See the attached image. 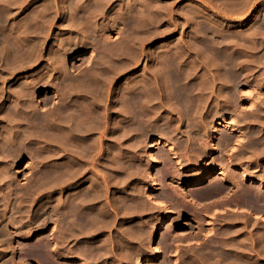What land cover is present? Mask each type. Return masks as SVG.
I'll return each mask as SVG.
<instances>
[{"label": "bare ground", "instance_id": "1", "mask_svg": "<svg viewBox=\"0 0 264 264\" xmlns=\"http://www.w3.org/2000/svg\"><path fill=\"white\" fill-rule=\"evenodd\" d=\"M11 1H14V3H16V2L23 3L22 2L23 0H11ZM106 1H108V0H98V1H96L95 5L99 9V8L102 7L103 4L106 3ZM134 1L136 2V0H134ZM138 1H139L138 3L141 2L140 0H138ZM142 1H143V3H141L142 5L141 4L140 5L143 6V7L145 6L147 8V13L148 14L144 13L143 11H141V12L139 11L138 14L135 13L137 11V8H138V6H136L137 8H135L136 10L134 9L135 11L133 13H135V15H138V16H135L137 20L135 19L134 21H131V20L128 21V23L130 21H131L130 23H134V24L137 23V24H135V28L133 29L134 31L135 30L138 31V33L136 32V34H138L137 36L140 35L139 32H141V33L142 32H144V33L145 32L146 33L150 32V28L152 27V26L150 27V23H152V24L155 23L154 21H152L153 17L154 16L158 17L159 14H161L160 11L162 13L166 11V10L163 11V9H162V8H164L163 6L160 7V6L156 5L155 3H152L151 4V3H149L148 0H142ZM199 1H201V3H202V6L201 7H199L200 5L198 6V8L200 9V10H198V13L200 15H197L196 13L195 14L194 13L192 14V15L195 16V19L193 20V23H192L195 26V28L193 29V31H194L193 34L194 35H192V36L190 35L189 36L190 39H189L188 42L186 40V42H185L186 45H183L182 44V46L186 49V51H193L194 50V52L196 53V56L201 58L200 59L201 69L204 68L205 71L202 70L203 73H201L199 75L200 76L199 77L200 78L199 80H198V78L196 79V76L198 74L196 76L195 75L192 76L193 73H192V71L190 72V70H189V69L193 68V67H191L192 65L193 66L195 65L193 63L196 62V64H197L198 61L194 60V62L192 63V60L189 59L191 61L192 65L190 67H187L188 65L187 66L184 65L185 67H187V70H189V71L184 70L183 69L184 67L181 68V65H180V62L178 61V56L177 55H175V54H167V51L166 50H168L169 49L168 48V49H165L166 54L164 53L165 55L164 56L162 55L161 59L158 60V58H157L158 61L155 60V61H157L156 62L157 64H156L155 70H153V72H151L152 74H150L151 76H149V78H151V79L148 78V79H146L147 81L145 80V82L141 83L140 82V79H142V78L140 76V79L138 78L139 80L133 82L132 81V77L133 76L131 75L132 76L131 79L129 77L126 78L123 81L122 84L119 85L117 83L116 85H111L113 83V81L115 80V75L118 74V73H121V72H125L124 70H126L129 66H131V64H133V63L136 64V61L140 58V56L142 54V52L141 53H138V51H135L136 48H133V44H131L129 41H127L129 39H127L126 41H124L125 39L122 37L123 38V41L121 40L122 43L119 44L120 45V48H121V49L120 48L119 49L121 51L119 50L120 53H119L118 57H116L117 58V61L114 60L116 63L119 62L118 63L119 66H115L113 68H112V66H110V67H107L105 69H100V70L99 69L98 70L95 69L93 71L90 69L91 71L89 70V72H88V70H87L86 71L87 73H81V74H83L82 76H77L79 78L76 77V80L74 78L75 83L74 82L72 83V81H71L70 84H68V82H67V85H65L66 84V82H65L66 80H65L64 81L65 82L64 83V86L61 85V87H64V92L63 93L66 94V96L68 95V97H73V99L76 98L77 100L80 101V107L78 106L79 108H77V109L75 108V105L78 103V101H76L77 103H75V105L73 103L76 99H74V101H72L73 100L72 99L71 100L72 101L71 103L69 102L70 99L69 100L68 99H65L64 101H66V100H68V101L67 102L61 101L63 103H60L59 102L60 104H58L57 108L55 107L57 110H54L53 109L54 111H57L56 113L53 112L54 113V116H52V114H50V113H52L51 110L49 111L50 113L48 112L49 114L46 112L48 115H51V116H45L46 113L37 116L40 113V112H38V113L36 112L37 114L35 113V111H37L38 108L36 109L37 106H35L34 104H36L37 102L33 104L34 100H33V102L31 100L32 104L29 101L30 104H31V108L29 106L28 107L30 109L28 107L27 108L29 109V111L32 109L31 111H34L35 114L32 113L33 116L32 115L31 116H23V117L21 116V119H24L25 122L24 121H20L19 120L20 117L18 118V116H17V115H19V114H17L18 111H19V109H21V106L19 108V106L17 105L18 104L17 102H16L17 104L15 106H13V109L11 108L12 105H9L11 107L6 109V110H14L15 109L14 112H10V111H6L7 113L5 111H3L5 113L2 112L3 115L5 114V115L8 116V118H9L8 120L12 123V125H13V122L15 124H18V123L22 124V122H23V124H25L24 130H26V132L23 133V131H21L22 133L21 132L20 133L22 134L21 135L22 137L20 138L19 135H15L14 134V131H10V130H12L11 127H10L11 129H9V132H8V129H7V131H5V132H8V133H5V132H4L5 134L3 133L5 136L6 135L7 136L6 137L4 136L5 137V138H3L4 141L1 140V141H3V145H2L3 147L0 145L1 146V148H0L1 150L0 151L3 150V152L5 151V153L7 152V153H10V154L12 152H14L12 156H13V158H15V157L17 158L18 155H20L23 152L25 153V151H27V149H28L27 146L28 145H33L34 143H38L39 144L40 142H42L41 144H43L44 142H46V143L48 142L53 147V148H51L53 150H50V152L52 151L51 153H53L52 156L50 155L48 157L47 155H44L45 157L43 158L45 160V162H46V159L45 158L48 157V159H49L50 157H52L53 158L52 159L53 162L51 161L52 165H48L50 162L47 161L49 163L46 166L44 165L45 166V169L43 170V172L42 171L39 172L40 175L38 174L39 175L38 177L40 179H38V180L41 181V183L37 186V189H35V190H38V189L45 190L47 188H52L53 191L56 192L55 193L56 196L54 195L55 196V199H52L54 201H51V202L47 201V202L41 203L39 205V211H37L36 215H33L34 216L33 217V220L37 224V227L38 226L39 227L45 226L47 223L53 221V222H55V224L57 226L55 225L56 227H54L55 229H53L52 231L57 232L58 229H60L61 230L60 231L61 233L62 232L64 233L66 231V233L69 236H71L72 234H76V233H80L81 234V233H85V232L92 234L93 232L96 233V231H100L102 229H106L105 226H114L115 227L117 225H120L121 226L122 224H124V225H127L129 227V231H131V233H132V234H130V235H132V238H131L133 240L132 243H134V241H135V243L137 244V247H133L131 245V247H130L131 249H129L128 245H126L127 243L124 244V239L126 237L124 236V233H123L124 230H123L122 231L123 234L122 233H120L121 235L118 234V235H120V239H121V241H123V243L122 242H121V244L118 243V240H119L118 239L117 240V243L120 244V246L119 245H118L119 247L116 246V249L117 248H119V249L121 248V249L124 250L123 247H128V249L132 251L133 250L132 247H133V248H136L134 250L135 252L132 253V254H130V252L127 249H125L124 251L122 250L123 251L122 253H120L121 252L120 251L121 249H120L118 251L119 254L122 255V256H119L120 259L117 257L118 259H116V261H114V262L113 261H110V262L108 261V263L109 264H122V263H124V264H158L157 261H159V258H160V255H161V250L160 249H162V248H159L161 245H159V247H157L159 243H157V246L154 245V243H155V237H156V231L158 229H161L162 226L165 227L166 225L164 223H166L167 225H170V226H171V224L174 225L177 222V219L175 221H173V223H171L168 220V213L165 212V214L162 215V217L160 218V221H158V223H157V217L158 216L157 217L154 216V218H152V219L150 218L151 221H150V219L147 220V221H144L145 218L142 220V217H141L142 214L141 213L143 212V210H142L143 204H142V207H141V203H142V200H143V203H144V198L141 200V202H138L137 201V204L135 205V204L131 203L133 201L130 202V200L128 201L126 199V197H128V196H126L124 198V195H123V197H121V195H120V197H117L116 198V201H115L116 205L120 209L117 210V208H116L115 211H113L111 209V207H112L111 206V201L107 197L110 194V192H111L110 191V189H111V186L110 185H114V186L118 185V187H120L119 184H122L124 182V181L123 182L120 181L121 180V176L122 175H126L128 173V172H126L128 170L125 171V169L127 168L126 167L127 166V163L123 164V161L124 160L122 161V159L124 157L122 159H121V157H119V155L121 156V154H123V153L120 154V149L121 148L120 149H117L116 148L117 151L115 149L113 150L114 151V154L116 156H114L113 151L111 152L113 154V156H114L113 157V160L111 159L112 160L111 165H113V167L111 166L113 168V173L112 174L109 173V174H111L112 176H114L113 178H111L112 176L110 177L111 179H115L114 181L112 180V183L114 182L113 184L111 182H108V180H106L107 179L106 177H108L110 175H108L107 173H105V171L103 172V169H104V167H106L108 165L107 162L109 160L108 159L109 157L107 155V152L108 151L105 150V147H104V141H105L104 140V137H105V134H107V132H109V130L116 134L115 141L117 139H120V141H121L123 139V137L127 134L126 129L127 130H130V129L136 130V131L130 130V131L135 132V133L137 132V130L138 131H141L140 134H138V135H143V133H144L143 130H147V128L149 129V127H151L149 130L152 131V129H154L155 132H156L157 130L160 129V130H162V132L164 133V135H166V139L163 138L162 136H158L155 142L158 143V144L163 145L167 149V151L169 152V154L170 155H174V157H175V155L177 153L181 154V150L179 148L182 149V146L183 145L185 147L186 146L185 145L186 143H190V145H191V142H196L195 144H192V145L198 144V148L200 149V152H197L199 154H197L195 152L196 155L193 156V158L195 157V159H197V161H195L194 163L192 162V163H188V164H184V162H182L183 164L182 163H179L180 160H181V158H183L182 160H185L184 159L185 156L184 157H181L183 155L180 156L179 154L178 155L180 156L179 157L180 160H179V162H178V160L176 161V162H178L176 166L178 167L179 170H181V171H190L191 172V174H189L190 175L189 177H186V178H183V179H179V177L181 176L180 175L181 172L179 174L177 173L179 175V177H178V179L175 180V181H178V182H180V181L187 182V188H188V190H190L192 192L195 191V190H198V192H199V189L203 188V185L205 183H208V182L210 183L211 182V184H212L213 180L219 179V182L220 183L217 180V182H218L219 185H216V181H215V183H213L215 185H211L210 188L207 187L208 190L205 192V195L208 193V196H209V194L211 196H213L214 193L217 194L216 196H218V193L221 194V192H222V194H223V191L226 188L227 189L229 188V190H230L231 186L228 187L226 184L228 183V181H227L228 178H230V176L233 175V173H234V176L235 177H237L235 175V173L236 174H239L238 180H239V178H242V180H246V179L250 180V182L255 186V189H253V188L247 189L249 186L248 187L246 186L247 188L246 187L244 188V184H242L243 182L241 180L238 181L236 179L237 180L236 181V180H233V178H231L233 180V184L232 185L235 186V188L232 190L234 193H232V194L234 195V194L239 193V194L235 195V197H236L237 200L236 199H234V200L238 201V199L240 200V197H241V201H239L240 203L239 202L238 203H239V205L242 204L243 207L242 206L241 207L244 208L243 209L244 210V213L249 214L250 216H252V218L254 219V222H253L254 225H255V223H258L259 226L257 225V227L262 228V230L264 229V94H263L264 92L262 91V90H264V71H261V73L259 72L260 74L256 77V79H253L252 81L251 80H247V76L248 75L255 74L254 72H258L259 69H261L263 67V65H264V58L261 57L262 54L260 53L261 55L260 56L258 55L259 54L258 52L264 46L263 44H262L263 46H259L260 44H258V41H259L258 40V35H259V33H262L264 31V10H263V12H260V10L258 11L259 14L256 16V19L254 18L256 21L253 22V25L252 26L249 25L250 26L249 27L250 29L248 28V26L247 27L245 26L246 24H242L241 27H240L241 28L240 31H234L235 30L234 27H233L234 25L231 26L232 23H227L225 21L223 22V20L221 21L217 17L211 16V14H209L210 12L207 9H205V7L210 8V10L213 11V12H215V14L217 12H219L220 9H221V11H223V9H226L227 12H228L227 9H229V10H232V12L234 11V13H236V14L237 13L243 14L245 12V8H247L246 5H248V4H246V3H248V0H199ZM131 2H132V0H131ZM131 2L129 3V1H128L129 4H127V5H132V3L134 4V2H132V3ZM75 3H73L74 4V7H76V5H77ZM144 3L147 6L146 5H143ZM162 4H163V1H162ZM215 5H218V6H215ZM10 6H8L9 9L11 8ZM124 7H126V6H124ZM129 7H131V6H129ZM221 7H223V9ZM51 8H52V6H51ZM2 10H0V12ZM80 10H83V9H80ZM5 11H8V9H6ZM5 11H4V13H5ZM125 11H128V10L125 9ZM9 12H10V10H9ZM120 12L121 11H119V13ZM129 12L130 11H128V13ZM145 12H146V10H145ZM191 12H193V11H191ZM123 13H125V16H127L126 15V12H123ZM5 15H6V13H5ZM5 15H4V18H5ZM38 15H39V13H38ZM38 15H35V13H34L31 16V18H32L31 19L32 20L31 24L32 25L30 26V30L35 35H37L38 32L40 30H42V25H41V21L42 20H40L41 19L40 18L41 16L38 18L37 17ZM89 15H90V13H89ZM120 15L122 16L123 14H120ZM1 16H2V14L0 15V17ZM81 16L82 17L79 18V8H78L77 10H75L73 12V16L71 17V20L69 19V21L72 22V24L75 23L74 25H76V23L78 24V22H80V24H82L83 26L89 25L88 27L91 29V26L92 25L90 23L87 24V22H89L88 19H87L88 17L86 15H85V17H83L84 15H81ZM121 16H120V18H121ZM133 16H134V14H133ZM194 16H192V17L194 18ZM8 17H9V15H8ZM187 17H189V16H187ZM189 18L191 20L193 19V18H191V16ZM6 19H8V18H6ZM6 19H4L5 22H4V20L2 21V19H0V24H1V22H4V25H3L4 27H5ZM115 21H117V20H115ZM115 21H114V23H116ZM122 21H123V19H122ZM122 21H120V23ZM135 21H137V22H135ZM126 22H127V20H126ZM189 23H191V22H189ZM80 24H78V25H80ZM19 26H21V25H19ZM63 26H64V24H63ZM8 27L9 26L7 25V28ZM80 27H82V26L80 25ZM101 27H102V25H101ZM10 28L12 29V28H14V26L13 27H9L8 32H6L8 34H6V35H4V34L2 35V33H3L2 32V30H3L2 28H1L2 30H0V32H2L1 33L2 36L0 35V63L2 65H4V68L1 67V69H3L2 72H5L6 71V74H7V71L8 72L10 71L11 73L13 71L14 72L17 71V68L20 69L19 68L20 67L19 66V63H21L22 65H23V63L24 64H27L26 62H28L29 60H32V58L35 59L38 56L37 53L39 52V51L36 52L35 49L32 48L36 53L32 50V51H30V53L32 52V54L29 55V53H28L26 55L27 50L25 51V47H27V45L24 44L26 42H23L22 41V37L21 36H17L16 37L17 34L21 35V31L22 30H19L18 27H15V28L18 29V32L19 33L18 32L17 33L14 32L16 35L13 36V38H12V35L14 33L13 32L12 33H9L11 31ZM15 28L13 29V31L16 30ZM85 28H87V27H85ZM124 29H125V27H124ZM133 30H132V32H134ZM231 30H233L234 32H232ZM85 31H83V32L85 33ZM83 32H81V34ZM87 32H88V35H89V31H87ZM84 33H83V36H84ZM154 33L155 32H153L152 34H154ZM90 34L92 36V33H90ZM86 35L87 34L85 33V36ZM158 35H159V33H158ZM22 36H23V38H25L24 37L25 35L22 34ZM59 39H60V37L58 38V40ZM138 39H141L142 40L144 38H142V37L140 38L139 37ZM24 40L26 41V39H24ZM62 42L65 43L64 39H63ZM66 42L68 43V41H66ZM180 42H182V41H180ZM59 43L60 42H58L57 44H59ZM64 43H60V44L61 45H64ZM69 43L71 45L72 41L69 42ZM55 44H56V42H55ZM60 44L58 46H60ZM177 44H178V42H177ZM36 45L37 44H35V46ZM72 45H78V44H76V42H75V44H72ZM64 46H66V45H64ZM182 46H181V48H182ZM72 47L74 48V46H72ZM65 48H67V46ZM65 48H64V51H66ZM69 48H70V46H69ZM55 50L56 49H54V52H55ZM58 51H60V50H58ZM180 51H183V50H180ZM262 52H264V51H262ZM62 53H64V52H61V54ZM184 53L180 52V54H184ZM52 54H54V53L52 52ZM61 54H59V55H61ZM64 54H62L61 56H63ZM103 54L105 56L108 55V54L106 55L105 51H104ZM103 54L101 55V58H102ZM154 54L156 56V53H154ZM180 54H179V60L182 61L180 58H183L184 55L181 57ZM186 54H187V52H186ZM59 55H57L56 57H58ZM158 55H160V54H158ZM152 56L154 57L153 54H152ZM53 57H54V55H53ZM63 57H65V56H63ZM62 58H61V60H62ZM81 58H83V57H81ZM53 60H55V58ZM56 60H57V58H56ZM56 60H55V62H57L60 59L58 58V60L57 61ZM102 60H101V62H102ZM108 61H109V59H108ZM190 61H188L187 63L190 64ZM62 62H64V61H62ZM62 62H60L59 64H61ZM153 63H155V62H153ZM187 63H185V64H187ZM66 66L63 63L62 64V69L60 68V70L63 72L62 74L64 75L63 76L61 74V76H63V78H65V79L68 78V76H70V78L72 77L69 73H67L68 71L66 70L67 69ZM154 66H155V64H153V67ZM59 67H60V65H59ZM198 67H200V66H198ZM261 70H263V69H261ZM195 71H196V69H195ZM195 71H194V68H193V72L194 73H195ZM2 75L0 76V78L2 77ZM137 76L139 77V75H137ZM146 76H148V75L146 74ZM4 78H5V76H4ZM4 78L2 77V80ZM70 80L71 79H69V81ZM61 81L63 83V80H61ZM253 81H255L254 84L252 83ZM35 83L37 84L36 81H35ZM24 88H25V92H23V93H25V94H22L23 96L21 95L22 96L21 99L24 98V95H26V93H28V94L31 93V88L30 89L29 88L26 89L27 88V84H26V87L24 86ZM23 89H21V91ZM59 90H62L63 91V88L62 89H59ZM261 91L263 93H260ZM14 95H13V97H14ZM62 95L63 94H61V97H62ZM1 96H3L2 93H1ZM1 96H0V99L2 98ZM16 96H17V94H16ZM30 96H28V100H29V97ZM18 97H20V96H18ZM25 97H26V100H27V96H25ZM62 98H64V97H62ZM9 100H11V99H9ZM150 100H155V102L157 101L158 102L157 106L160 109H166L167 108V111H168V113H167L168 116H163L162 117V120H161L162 122H160L159 124L155 121V123H154L155 126H153L150 123H148V120L147 119H146L147 121L145 122V118H144V122H143V120H141V116L143 118V116L146 113L148 114V112H150V110H151V109H149V111L147 112L148 109L145 108V107L148 106L147 105L148 104V101H149V103L151 102ZM6 107H7V105H6ZM111 107L115 108L114 111H112L113 108L111 109ZM1 108H3V107H1ZM24 108L25 107H23V109ZM159 108H157V109H159ZM28 109H26L27 110L26 112H28ZM109 109H111V110H109ZM155 109H156V107H155ZM152 110H153V108H152ZM152 110H151V113L153 114L154 110L153 111ZM110 111H112V113H109ZM9 112H10V115L13 113V115H12L13 117L12 116L11 117L9 116ZM21 112H23V111H20V113ZM116 112H119V113H121L123 115V116L121 115V118L120 119L118 118L119 120H117V121H116L117 116L111 115V114H115ZM158 112L159 111H157L156 114ZM24 114H27V113H24ZM3 115H1V116H3ZM21 115H22V113H21ZM151 116H153V119H154L155 116L154 115H151ZM229 117L231 118L230 119V122H228L227 119H226V118H229ZM3 119H6L5 116H4V118L2 117V120ZM149 120H152V119L150 118ZM183 121H186V123H185L186 126L185 127L187 129L186 131H187L188 134L187 133H186V135L184 134L185 133V128H184V131H183L184 132L183 133L184 134V139H181L182 137L181 136H180L181 138L180 137H177V135L180 134V133H182L181 132V125H183ZM3 122H4V120H3ZM10 122H9V125H10ZM110 122H114V124L112 126H110L112 124ZM128 122H129L128 127L130 126L131 128H129V129L126 128L125 129L124 126ZM4 123L6 125V121ZM173 124H175L174 127L172 126ZM191 124L194 125V126H192L193 129L190 128V125ZM231 124H234L235 126H237V128H233L232 127L230 129L231 130V133H233L232 134L233 137L231 136L232 137L231 138L230 135L228 137L225 135L226 138H224V137H223V139L221 138L223 144L222 143H219L220 146L222 147V145L224 146L225 144H228L229 145V143H231L233 139L236 140V142H238L239 145H240V143L242 145H240L241 146L240 147L239 145H237L238 143L236 144L235 141H234V144H236L237 147L238 146L240 147L239 149L236 147L238 150H237L236 153L233 152L235 155H233V156L231 155L233 158L230 156V158H232V160L234 162L232 163L231 160H230L229 167H226L225 166L226 167L225 168L222 165V166H220V168L217 169L216 167L219 165V163L218 162L217 163L214 162L215 156H213V155L214 154L216 155V152L219 149V147L216 146L215 141L218 138L219 131H221L220 130V127H227L228 128ZM14 126H15V128L18 127L17 125H13V127ZM6 127H7V125L5 126V128ZM20 127H22V126H20ZM152 127H155V128H152ZM188 127H189V129H188ZM15 128H13V129H15ZM240 128L243 129V131ZM20 129H23V128H20ZM149 130H148V132H149ZM154 130H153V132H154ZM16 132H18V131H16ZM20 133H18V134H20ZM128 133H129V131H128ZM137 133H136V136H137ZM146 133H147V131H146ZM163 133L162 134L159 133V134L160 135H163ZM130 134H131V132L128 135H130ZM114 135H113V137H114ZM169 135L172 138L177 137V139H174L173 140V139L170 138ZM167 136L169 137L168 140H167ZM113 137H112V139H113ZM126 138H127V136H126ZM137 138H138V136H137ZM133 139H134L133 143H135L136 142L135 141V138H133ZM120 141H119V144H118V140H117V144L118 145H120ZM125 141H126V139H125ZM139 141L141 142V140H139ZM139 141L137 140V142H139ZM243 141H244V143H243ZM122 142L124 143V141H122ZM137 142H136V145H139ZM183 142H185V143L183 144ZM130 143H129V145H130ZM177 143H179L180 145H182L180 147L178 146L179 147L178 148L179 149V152L178 151L176 152L177 149L175 150V148L177 147L176 146ZM0 144H1V142H0ZM41 144H39V146H41ZM117 144H115L116 146H114V148L118 146ZM127 145H128V143H127ZM136 145H134V147ZM199 145H200V147H199ZM47 146H49V145H47ZM125 146L122 145V147H125ZM131 146H132V143H131ZM131 146H129V149L128 150H130L131 153H132V147L133 146L132 147ZM130 147H131V149H130ZM153 147H154V145H152V143H149L148 144V149L149 150H153ZM194 147H197V145L194 146ZM224 147H222V149ZM32 148H33V146L31 147V149ZM198 148H193L192 150H195V149L197 150ZM31 149L29 150L30 152H31ZM37 149H39L38 146H37ZM49 149H47V151ZM134 149H133V151H134ZM183 149H182V152H183ZM234 149H235V146H234ZM43 150H44V148H43ZM186 150L189 151L190 149H185L184 152ZM219 151H220V149H219ZM186 152H185L184 155H186ZM190 152H192V151H190ZM5 153H3V154H5ZM37 153H39V152H37ZM28 154H30V153H28ZM33 154H34V151H33ZM39 154H37V155L40 157ZM190 154H188V155H190ZM0 155H2V153ZM5 155H3L2 157H4ZM7 155L9 156V154H7ZM37 155H35L34 158ZM132 155L133 154H131L130 156L132 157ZM158 155H156V157H158ZM162 155H163V157L165 159V156H167L168 154L165 153V154H162ZM188 155H186L185 158H187ZM217 155H219V154H217ZM109 156L112 157V155H109ZM42 157H43V155H42ZM127 157L128 156H125V159ZM148 157H149V160L150 161H152V162L153 161L154 162H158V161L161 160V157L162 156H159L160 158H156L154 155L150 154ZM190 158H189V160H190ZM217 158H218V156H217ZM217 158H215V160ZM220 158H222V157H220ZM3 159L4 158H2V160ZM127 159H130V158H127ZM131 159H133V158H131ZM243 159H245L246 162H248V165L247 166H246V164H245L244 167L241 166L242 165L241 163H244L245 162V161L243 162ZM167 160L169 161L170 159H167ZM189 160H188V162H189ZM217 160H220V159L218 158ZM147 161L148 160H146V162ZM191 161H192V158H191ZM185 162H187V161H185ZM261 162H263V163H261ZM43 164H45V163H43ZM135 164L137 165L138 163H135ZM144 164H146V163H144ZM124 165H126V166H124ZM131 165H133V163ZM36 166L38 167V165H36ZM128 166H129V164H128ZM143 166L145 167L146 165H143ZM149 166L151 168V164ZM164 166H166V165L164 164ZM164 166H163V168H164ZM227 166H228V164H227ZM111 167H109V168H111ZM134 167H133V169H134ZM140 167H141V165L138 168H140ZM129 168H131V167H129ZM138 168H136V169H138ZM158 168H160V167H158ZM165 168H168V166L165 167ZM133 169H131L132 171L129 170V173L127 174V176H125L126 178L131 173H133V175L134 174L135 175H138V173H139L138 170H134L135 171L134 172ZM1 170H5V171H0V178L2 180L3 179L4 180L5 179L6 180L8 179V180H12L13 181L15 179L16 176L14 175V173H11V170H9V167H6L4 169H2V167H1ZM169 170H170V168H169ZM156 171H157V169H156ZM163 171H164V169H163ZM170 171H169V173H170ZM165 172H168V171H165ZM175 172L176 171H174V172L172 171L173 174ZM228 172L232 173L231 175H229V177L227 176V173ZM123 173H126V174H123ZM140 173H142V172H140ZM146 173H147V171H146ZM157 173H158V171H157ZM105 175H106V177H105ZM147 175L149 177V174H146V176ZM155 175H157V174L154 173V175H151L149 177V179L148 178L145 179V180H147V182H151L152 188H155V186L158 184V181H159L158 179H160L159 176H158L159 174L157 175L158 178ZM160 175H162L161 171H160ZM131 176H129V177L132 178L133 176L132 177ZM125 177L123 179H125ZM165 177H168V173L165 174ZM212 178H214V179H212ZM127 180H128V178H127ZM161 180H163V179H161ZM173 180H174V178H173ZM12 181H9V182H12ZM164 181L165 180H163V182ZM0 182H3V181H0ZM109 183H111V184H109ZM252 184H250V185H252ZM162 185L163 186H167L169 184L167 182L165 185L164 184H162ZM205 185H207V184H205ZM253 185H252V187H253ZM207 186H209V185H207ZM158 188H159V186H158ZM162 188H164V187H162ZM236 188H237V191H236ZM122 189H120V190H122ZM167 189H168V186H167ZM173 189H172V191H173ZM180 189H178V191ZM136 190H138V188ZM165 190H166V187H165ZM175 191H173V192H175ZM132 192L133 191H131L130 194ZM162 192H163V190H162ZM173 192H170L171 195H172V197H174V196L177 197V195L179 193L176 194L177 192H175V194H174ZM192 192H190V193H192ZM201 192L204 193L203 191H201ZM139 193H138V195H139ZM142 193H144V192H142ZM165 193L163 192V194L165 196H168ZM172 193L174 194V196H173ZM194 193H196V191ZM112 194H114V192ZM127 194H129V193H127ZM134 194H136V192ZM215 194H214V196H215ZM7 195H9V193ZM142 195H144V194H142ZM154 195L155 194H153V196ZM159 195H160V193H159ZM184 195H185V193H184ZM201 195L204 196V194H201ZM229 195H230V193H229ZM148 196L150 198V195H148ZM179 196H180V194H179ZM191 196L192 195L190 194V198H191ZM208 196H207V198H208ZM112 197H113V195H112ZM129 197H131V196L129 195ZM136 197H135V199H136ZM175 197L173 198V200L172 199L171 200L174 201V199H176ZM182 197L183 196H181V199H182ZM141 198L139 197V199H141ZM146 198H147V196H146ZM158 198H159V196H158ZM193 198L194 197L192 196L191 201H193L192 200ZM211 198L213 199V197H211ZM223 198H224V196H223ZM225 198H224V200H225ZM5 199H7V198H5ZM157 199H156V202H157ZM185 199H186V197H185ZM188 199L189 198H187V200ZM205 199H206V197H205ZM222 199L216 197V199L214 198L213 200H211V199L208 198V200H211V201H209V202L207 201L206 203H209V204L211 203V205H214L215 204V201H217L219 203V201L222 200ZM232 199H231V201H232ZM1 200H0V203L3 202ZM224 200H222L223 201L222 202L223 204H224V202H226ZM4 201H6V200H4ZM169 201L170 200H168V202L166 204L172 202V201H170V202ZM182 201L185 202V200H183V199H182ZM227 201H228V204L231 202L230 199L227 200ZM233 201H232V203H235L236 202V201L235 202H233ZM151 202H152L151 200L149 202V199L147 201H145L144 207L146 209L149 208L151 211H153V209L151 208V204H150ZM196 202L197 201H195V203H193V202H191V203L196 204ZM5 203L7 204L9 202H5ZM175 203L172 202L171 205L173 206V204H175ZM187 203L189 204L190 202L188 201ZM200 203H198V205ZM157 204H158V202H157ZM159 204L161 205V209L162 210H164L162 208L164 206V208L167 211H169L168 210L169 208H167L165 206L166 204L164 205L163 201H161V202L159 201ZM225 204L227 205V203H225ZM236 204H237V202H236ZM236 204H234V205H236ZM1 205H3V204H1ZM113 205H114V203H113ZM132 205L134 206L135 211L137 209V211H136L137 219L135 221H131L130 220L131 219L130 216L131 215H135V211H134V213L132 211L134 209V208H132L133 207ZM196 205L195 206L193 205V207H196ZM230 205H231V203H230ZM172 206H171V208H172ZM179 206H182V208H185L186 209V207H183V206H186L185 203H183L182 205H178V207ZM203 206H201V208ZM205 206H206V208L209 207L207 204H205ZM231 206L233 208V205H231ZM231 206H230V208H231ZM144 207H143V209H144V212H145L146 209ZM189 207L191 209L192 208V205L190 204L187 207V209ZM220 207H222V206H220ZM223 207H225V206H223ZM241 207L239 206V210L240 209L242 210ZM211 208H213V207H211ZM227 208L229 209L228 206H227ZM140 209L142 211L140 213H138L140 211ZM149 209H147V210H149ZM174 209H176V208L174 207L173 210ZM205 209H204V211H205ZM176 210H175V212H176ZM196 210L197 211H194V212H198L199 211L197 208H196ZM206 210L207 211H205V212H208V209H206ZM223 210H224V208H223ZM239 210H238V212H239ZM2 211H4V209ZM178 211L179 210H177V212ZM185 211H189V210H185ZM201 211L204 212L203 210H201ZM232 211H234V209H232ZM18 212H20V211H18ZM147 212L149 213L150 211H147ZM179 212H178V214H179ZM236 213H233V214H236ZM1 214L2 215L0 216V218H5L6 219V217H4V216H6V214L5 213L4 214L1 213ZM7 214L9 215V213H7ZM238 214L239 213H237L236 215H238ZM27 215H28V213H27ZM236 215L234 217H236ZM25 216H26V214H25ZM191 216H194V215H191ZM178 217H176V218H178ZM238 217L240 218V216H238ZM13 218L14 217H12V219ZM31 219H32V217H31ZM242 219L244 220V218H242ZM242 219H241V221H242ZM6 220H8V222H10V217H8ZM27 220L29 221V219H27ZM249 220H245V221H249ZM1 221H3V219ZM203 221L205 222V223L203 222L204 225H211L208 221H205V220H203ZM238 221H239V219H238ZM8 222H6V223H8ZM169 223H171V224H169ZM4 226H6V224ZM231 226H233V225H231ZM123 227H125V226H123ZM133 227L137 228L138 230L134 228L135 229V231H134ZM166 227L169 228V226H166ZM34 228H35V226H34ZM119 228L117 230H119ZM5 229L6 228L4 227V230ZM29 229L32 230V228H30V227H29ZM123 229H125V228H123ZM234 229H230V230L231 231L233 230V232H234ZM117 230H116V232H117ZM168 230H170V229H167V232H169ZM230 230L228 229V231H230ZM235 230H237V229H235ZM238 230L241 231L242 229L241 230L238 229ZM19 231H22V230L20 229ZM25 231H23V232L25 233ZM27 231H28V229H27ZM163 231L164 230L162 229V232ZM228 231L226 232L225 229H224V231L222 232V233L225 232L224 233L225 234L224 236L231 235V232L229 234ZM239 231H238V233H239ZM2 232H3V230H2V228L0 226V238H1L0 241H2V242H5L7 239L11 238V235L13 233H15V232H13V233L11 232L12 233L11 235H9L8 233H5V234H8V235H4V234H2ZM164 232H166V231H164ZM58 233H59V231H58ZM61 233H59V234H61ZM127 233H128V230H127ZM158 233H160V232H158ZM206 233H207L206 234V236H207L210 233V231L208 233V230H207ZM220 233H221V231H220ZM234 233H236V231ZM255 233H257V232H254V234ZM16 235H17V232H16ZM86 235H85V237H86ZM128 235L129 234H127V238H128ZM161 235H163V233ZM166 235L167 236H169V235L172 236L173 234L171 235V234L167 233ZM166 235H165V240L163 238L164 244H165L166 239L168 238V237L166 238ZM179 235H180V233H179ZM248 235H249V233H248ZM134 236L136 237V238H134L136 240L133 239ZM159 236H160V234H159ZM186 236L189 239H192V237H195V236H192L190 238L188 236V234H186ZM186 236H185V238L182 236V238L185 239V243H186V240H187ZM196 236H198V235H196ZM222 236L220 235L218 238H220ZM246 236H247V233H246ZM107 237H109V236H107ZM173 237L174 236H172L171 238L173 239ZM177 237H178V235L175 238H177ZM179 237H181V236H179ZM179 237L177 238V240L181 239ZM202 237H203V235H202ZM253 237H255L254 239H256V241L258 242L257 243L258 244L257 247L255 246V244L254 245L252 244V242H253L252 236H248V237H246L244 239L240 238V240L242 239L241 241L238 239L240 241V243H242V244H240L239 241H236L237 238L235 240L233 239V235H232L231 236V240L233 239L234 240V243L236 241V243H235L236 245L232 244L233 245L232 246L229 243V241H231V240L227 241L228 239H226V242L225 241L222 242V240L221 241H218L216 239L217 240V243H215V244L212 243L213 244L212 246L209 245L208 243H207L208 246L206 244L207 250L209 249L208 251L207 250H204V251L201 250V251H199L198 250L199 248H195V249H197L199 251L198 255H197V253L196 254L194 253V256L192 255V257H193L192 259L189 257L191 260L190 259H188V260L186 259L185 260V258H184L185 262L184 261L183 262L185 264H264V263H262V261H264L262 259V258H264V232L259 231L258 232V235L256 234V236H253ZM145 238H147L146 240H147V243L149 244V245L148 244L147 245H148V247H150V249H148V247H146V245L144 244L145 241H146V240H144ZM215 238H216V236L214 237V239ZM226 238H227V236H226ZM257 238H258V240H257ZM44 239L41 240V241H39L37 244H34V243H36V242H34L32 248L30 246L27 248V246H26V248H27L26 255L29 256V257L37 256L40 259H42L43 261L48 262L46 264H68V263H73L74 264V263L77 262L76 256L78 255V250H75L73 248H70V249L67 248L65 250L66 252H59L58 250L61 249V248H59V249L57 248L58 250L57 249L55 250L54 249L55 248V246H54L55 244L51 246V248L53 246H54V248L49 250L48 248H49L50 245H49V241L48 240L50 238L48 240H44ZM63 239L64 238H62V240H61L60 239V236H59V239H57L59 241L61 240L59 244H63ZM101 239L103 240L104 237L101 238ZM168 239H170V238H168ZM197 239H202V238L201 237L200 238L198 237ZM224 239H225V237L223 238V240ZM95 240H96V238H95ZM102 240H97V243H99V241H101V243H102ZM143 240H144V242H143ZM163 240H161V241H163ZM177 240L175 241V243H177ZM64 241H65V239H64ZM179 241H178V243H179ZM190 241L191 240L187 241V243L190 244L191 243ZM209 241H210V239H209ZM54 243H55V241H54ZM94 243H96V241H94ZM105 243H106V241H105ZM109 243H110V241H109ZM109 243H106V244L109 245ZM166 243H167V241H166ZM168 243H169V245L170 244L172 245L171 240L170 241L168 240ZM203 243H204L203 245L205 246L206 241L204 240ZM237 243H239V244H237ZM80 244L82 245V243H80ZM80 244H78V245H80ZM90 244H92L91 241L89 242V245L87 244L88 247L95 246V245H90ZM103 244H104V241H103ZM164 244H162V246H165ZM115 245H117V244H116V241L114 240V246ZM214 245H216V246H214ZM58 246H60V245H58ZM62 246H64V245H62ZM83 246H84V244H83ZM198 246H200V245L198 244ZM209 246H211V247H209ZM97 247H98V245H97ZM192 247L193 246H191V248ZM111 248H112V246H111ZM97 249L103 253V256H102V257H104L103 260H107L110 257V255H109L110 254L109 253L110 249L106 248V246L100 244V246ZM178 249H180V247L177 248V250ZM6 250H7V247H6ZM148 250H151L152 253L149 252L150 253L149 255H144L145 253H147ZM169 250L171 251V249H169ZM169 250H167V251H164L163 250L164 252H162V253L170 252ZM181 250H183V249H180V251ZM187 250L186 251L184 250V252H186V253L187 252H191L194 249L191 250V251H190V249H189V251H187ZM180 251H179V254L181 255V252ZM194 252H196V250H194ZM23 253L22 254L25 255V252H23ZM67 253L70 254V255H68ZM176 253H177V251H176ZM179 254H178V256H179ZM190 254H193V253H189V256H190ZM170 255H171V252H170ZM170 255H168V256H170ZM174 255H171V256H174ZM161 256H164V255H161ZM126 258H128L130 260H128ZM178 258H176V259H178ZM20 259H22V258H20ZM110 259L112 260L111 257H110ZM176 259H175V263L177 262ZM7 260H9V259H7ZM164 260H165V257H164ZM179 260H182V258L179 259ZM22 261H23V259H22ZM121 261H123V262H121ZM82 262H83V264H89V262H86V261H82ZM183 262H181V263L178 262L177 264H183ZM4 263H5V261H4ZM170 263L173 264L172 261ZM159 264H169V263H166V262L163 263L162 261H160Z\"/></svg>", "mask_w": 264, "mask_h": 264}, {"label": "rangeland", "instance_id": "2", "mask_svg": "<svg viewBox=\"0 0 264 264\" xmlns=\"http://www.w3.org/2000/svg\"><path fill=\"white\" fill-rule=\"evenodd\" d=\"M11 1V0H10ZM9 0H0V10H2L1 12H0V15L2 14V16L0 17V19H2V21L4 20V19H6V18H8V19H6V23H5V27L3 26L4 25V22H5V20H4V22H1V24H0V30H2V32H0V35H1V33H2V35L4 34V35H6V34H8V33H6V32H8V30H9V27H13L14 26V28L15 27H18V29L19 30H22L21 31V35H19V34H15V33H17L18 32V29L17 28H15L16 30H14L13 31V29L14 28H10V32L9 33H14L13 35H12V38H13V36H15L16 35V37L17 36H21L22 37V41L23 42H26V43H24L25 45H27V47H25V51L27 50V52H26V55L29 53V55L30 54H32V52L30 53V51H32L33 49H35V51L36 52H38L37 54H38V56L35 58V59H33L32 58V60H29L28 62H26L27 64H24L23 63V65L21 64V63H19V68L20 69H18L17 68V71H13L12 73L9 71H7V74H6V71L5 72H2L3 71V69H1V67L2 68H4V65H2L1 63H0V76L3 74L4 76H5V78H4V76L2 75V77L4 78L3 80H2V77L0 78V96H1V93H2V95L3 96H1L2 98L0 99V108L1 107H3V108H1L0 109V142H1V146L3 145V141H4V139L3 138H5L6 136L4 135L5 133H8L9 132V129H11L12 128V130H10V131H14V134L15 135H19V137L21 138L22 136V132L21 131H23V133L24 132H26V130H24V128H25V124H23V122H22V124H20V123H18V124H15L14 122H13V125H17L18 127H16L15 128V126L13 127V125H12V123L8 120L9 118H8V116L7 115H3V113H5L6 111H10V112H14V110H6L7 108H10L11 106H9V105H12V109H13V106H15L17 103V105L19 106V108H20V106H21V109H19V111H18V113L17 114H19V115H17L18 116V118H19V120L20 121H24L25 122V120L24 119H21V116L23 117V116H31L32 115V113L33 114H35L36 112L38 113V112H40L37 116H39V115H41V114H44V113H48L50 110H51V112L52 113H50V114H52V116H54V113L53 112H57V111H54V110H57L56 108H57V106H58V104H60V103H63V102H61V101H64L65 99H70L69 100V102L71 103L72 101H74V99H76V98H74L73 99V97H68V95L66 96V94H64L63 92H64V87H61V85L62 86H64V83L66 82V84L65 85H67V82H68V84H70V82L72 81V83L74 82L75 83V80H76V77L77 76H82L83 74H81V73H87L86 71L88 70V72H89V70L91 69L92 71L93 70H100V69H105V68H107V67H110V66H112V68L113 67H115V66H119L118 65V63H116L114 60H116L117 61V58L116 57H118V55H119V53H120V45L119 44H121L122 43V41H123V38L125 39L124 41H126L127 39H129V40H127V41H129L131 44H133V48H136L135 49V51H138V53H141L142 52V54H141V56H140V60L138 59L137 61H136V64L135 63H133V64H131V66H129L126 70H124L125 72H121V73H118V74H116L115 75V80L113 81V83L111 84V85H116L117 83L120 85V84H122L123 83V81L126 79V78H130L131 79V77H132V81L133 82H135V81H137V80H139L140 79V76H141V78L142 79H140V82L141 83H143V82H145V80L146 79H148L149 78V76H151L150 74H152L151 72H153V70H155V68H156V62L159 60V59H161V57H162V55L164 56L165 54H166V52H165V49H168V50H166L167 51V54H175V55H177L178 56V61L180 62V65H181V68L182 67H184L183 69L184 70H187V67H190L191 65H192V63L194 62V60H196V61H198L197 62V64H196V62L195 63H193V64H195L194 66L192 65L191 67H193L194 68V71H195V69H196V71H195V73L193 72V68H191V69H189L190 70V72L192 71V73H193V75L192 76H196L197 74V76H196V79L198 78V80L200 79L199 77V75L201 74V73H203V71H205V69L203 68V69H201V64H200V57H197L196 56V53L194 52V50L193 51H186V49L182 46V44L183 45H186V40H187V42L189 41V39H190V35L192 36V35H194L193 34V29L195 28V26L192 24L193 23V20L195 19V16L194 15H192L193 13L195 14H197V15H200L199 13H198V10H200L199 8H198V6L199 7H201L202 6V3H201V1H199V0H162L163 1V4H162V1L160 0H148L149 1V3H155L156 5H158V6H160V7H164V8H162L163 9V11H165V12H161L160 11V13L161 14H159V16L158 17H156V16H154L153 17V19H152V21H154L155 23L154 24H152V23H150V32H148V33H144V32H139V36H137L138 34H136V32L138 33V31L137 30H133L134 28H135V24H137V23H130L131 21H134L135 19H136V17L135 16H138V15H135V13H137L138 14V12L140 11H143L144 13H146V14H148L147 13V8L144 6H141L142 4L141 3H143V1L142 0H140L141 2L140 3H138L139 1L138 0H136V2L134 1V0H132V2H134V4L131 2V0H108V1H106V3L105 4H103L102 5V7L101 8H97L96 7V5H95V3H96V1H98V0H23L22 2L23 3H21V2H16V3H14V1H11L10 2ZM76 3H75V2ZM78 1V2H77ZM128 1H129V3L131 2L132 3V5H127V4H129L128 3ZM151 1V2H150ZM153 1V2H152ZM159 1V2H158ZM108 2V3H107ZM127 2V3H126ZM18 3V4H17ZM73 3H75V4H77L76 5V7H74V4ZM159 3V4H158ZM70 4V5H69ZM141 4V5H140ZM194 4V5H193ZM246 4H248V5H246V7L247 8H245V12L243 13V14H241V13H234V11L232 12V10H229V9H227L228 10V12L226 11V9H223V7H221L222 9H223V11H221V9L219 10V12H217L216 14H215V12H213V11H211L210 10V8H208V7H205V9H207L210 13L209 14H211V16H213V17H217L218 19H220L221 21L223 20V22L225 21V22H227V23H232L231 24V26H233L234 27V31H240V27H241V25L242 24H246L245 26L247 27L248 26V28L250 27V26H252L253 25V22H255L256 20V16L259 14V10H260V12H263V10H264V0H248V3H246ZM11 5V6H10ZM73 5V6H72ZM85 5V6H84ZM94 5V6H93ZM140 5V6H139ZM143 5H146L145 3L143 4ZM192 5V6H191ZM6 6V7H5ZM8 6H10L11 8L9 9L8 8ZM41 6V7H40ZM51 6H52V8H51ZM124 6H126V7H124ZM129 6H131V7H129ZM134 8H133V7ZM136 6H138V8L136 7ZM147 6V5H146ZM215 6H218V5H215ZM83 7V8H82ZM118 7V8H117ZM121 7V8H120ZM123 7V8H122ZM166 7V8H165ZM168 7V8H167ZM195 7V8H194ZM54 8V9H53ZM63 8V9H62ZM71 8V9H70ZM79 8V18L80 17H82L81 15H84L83 17H85V15L88 17H86L87 19H88V21L89 22H87V24L88 23H90L92 26H91V29L88 27L89 25H85V26H83L82 24H80V22H78V24H80L82 27H80V25H78L77 23H76V25H74V24H72V22H70L69 21V19L71 20V17L73 16V12L75 11V10H77V9ZM130 10H129V9ZM135 8H137V11L135 12V13H133L136 9ZM141 8V9H140ZM146 8V9H145ZM186 8V9H185ZM190 8V9H189ZM197 8V9H196ZM6 9H8V11H5ZM53 9V10H52ZM80 9H83V10H80ZM121 9V10H120ZM125 9L126 10H128V11H130L129 13H128V11H125ZM135 9V10H134ZM161 9V8H160ZM195 9V10H194ZM9 10H10V12H9ZM121 11L120 13H119V11ZM145 10H146V12H145ZM197 10V11H196ZM4 11H5V13H6V15H5V13H4ZM82 11V12H81ZM84 11V12H83ZM180 11V12H179ZM191 11H193V12H191ZM253 11V12H252ZM94 12V13H93ZM123 12H126V15L127 16H125V13H123ZM189 12V13H188ZM227 12V13H226ZM230 12V13H229ZM35 13V15H38V13H39V15L37 16L38 18L40 17L41 19L40 20H42L41 21V25H42V30H40L39 32H38V34L37 35H35L31 30H30V26L32 25L31 24V22H32V18H31V16L33 15ZM41 13V14H40ZM51 13V14H50ZM84 13V14H83ZM89 13H90V15H89ZM128 13V14H127ZM117 14V15H116ZM119 14V15H118ZM120 14H123L122 16L120 15ZM133 14H134V16H133ZM189 14V15H188ZM4 15H5V18H4ZM8 15H9V17H8ZM43 15V16H42ZM65 15V16H64ZM132 15V16H131ZM191 16V18H193L192 16H194V18L191 20L189 17H187V16ZM219 15V16H218ZM109 16V17H108ZM118 16V17H117ZM120 16H121V18H120ZM77 17V16H76ZM97 17V18H96ZM113 17V18H112ZM117 17V18H116ZM128 17V18H127ZM152 17V16H151ZM10 18V19H9ZM126 18V19H125ZM150 18V17H149ZM156 18V19H155ZM164 18V19H163ZM187 18V19H186ZM255 18V19H254ZM93 19V20H92ZM122 19H123V21H122ZM155 19V20H154ZM159 19V20H158ZM191 21H190V20ZM68 20V21H67ZM115 20H117V21H115ZM126 20H127V22H126ZM129 20H131L129 23H128V21ZM137 20V19H136ZM189 20V21H188ZM8 21V22H7ZM114 21L116 22V23H114ZM120 21H122L121 23H120ZM187 21V22H186ZM44 22V23H43ZM92 22V23H91ZM135 22H137V21H135ZM189 22H191V23H189ZM252 22V23H251ZM3 23V24H2ZM30 23V24H29ZM95 23V24H94ZM63 24H64V26H63ZM133 26H132V25ZM7 25L9 26L8 28H7ZM13 25V26H12ZM19 25H21V26H19ZM29 25V26H28ZM101 25H102V27H101ZM125 25V26H124ZM154 25V26H153ZM250 25V26H249ZM132 26V27H131ZM194 26V27H193ZM25 27V28H24ZM28 27V28H27ZM49 27V28H48ZM85 27H87V28H85ZM94 27V28H93ZM124 27H125V29H124ZM168 27V28H167ZM193 27V28H192ZM232 27V28H233ZM2 28V29H1ZM6 28V29H5ZM22 28V29H21ZM81 28V29H80ZM83 28V29H82ZM85 28V29H84ZM132 28V29H131ZM26 29V30H25ZM89 29V30H88ZM131 29V30H130ZM250 29V28H249ZM5 30V31H4ZM7 30V31H6ZM86 30V31H85ZM94 30V31H93ZM132 30L134 31V32H132ZM158 30V31H157ZM233 30H231L232 32H234ZM72 31V32H71ZM83 31H85V33L88 35V32L87 31H89V35L86 37L85 36V33L83 32ZM91 31V32H90ZM166 31V32H165ZM79 32V33H78ZM81 32H83L84 33V36H83V33L81 34ZM123 32V33H122ZM153 32H155L154 34H152ZM185 32V33H184ZM19 33V32H18ZM25 33V34H24ZM90 33H92V36H91V34ZM98 33V34H97ZM136 35H135V34ZM158 33H159V35H158ZM22 34L23 35H25L24 37L25 38H23V36H22ZM43 34V35H42ZM128 34V35H127ZM1 35V36H2ZM123 35V36H122ZM60 37V41L58 40V38ZM107 37V38H106ZM123 37V38H122ZM136 37V38H135ZM144 38V39H138V38ZM86 38V39H85ZM93 38V39H92ZM135 38V39H134ZM178 38V39H177ZM16 39V38H15ZM24 39H26V41L24 40ZM63 39H64V41H65V43L64 42H62L63 41ZM69 39V40H68ZM77 39V40H76ZM95 39V40H94ZM107 39V40H106ZM137 39V40H136ZM72 41V43H71V45H70V43L69 42H71ZM122 40V41H121ZM141 42H140V41ZM259 40V41H258ZM258 44H260L259 46H263L264 45V31L262 32V33H259V35H258ZM66 41H68V43L66 42ZM109 41V42H108ZM180 41H182V42H180ZM55 42H56V44H55ZM58 42H60V43H64V45H66L67 46V48H65L66 46H64V45H61L60 43V46H58L59 44H57ZM75 42H76V44H78V45H72V44H75ZM78 42V43H77ZM96 42V43H95ZM117 42V43H116ZM136 42V43H135ZM177 42H178V44H177ZM261 42V43H260ZM37 44L36 46H35V44ZM109 45H108V44ZM181 43V44H180ZM185 43V44H184ZM55 44V45H54ZM93 44V45H92ZM182 46V48H181V46ZM263 44V45H262ZM119 45V46H118ZM34 46V47H33ZM58 46V47H57ZM69 46H70V48H69ZM72 46H74V48L72 47ZM103 46V47H102ZM135 46V47H134ZM140 46V47H139ZM179 46V47H178ZM60 47V48H59ZM62 47V48H61ZM155 47V48H154ZM177 47V48H176ZM33 48V49H32ZM64 48H65V50L66 51H64ZM120 48V49H119ZM179 48V49H178ZM54 49H56L55 50V52H54ZM70 49V50H69ZM102 49V50H101ZM108 49V50H107ZM58 50H60V51H58ZM69 50V51H68ZM102 52H101V51ZM120 50V51H119ZM149 50V51H148ZM179 50V51H178ZM180 50H185L184 52L183 51H180ZM34 51V50H33ZM34 51V52H35ZM104 51H105V53H106V55L107 56H105L103 53H104ZM173 51V52H172ZM262 51H264V46L262 47V49L258 52L259 54V56L261 55V57H263L264 58V52H262ZM33 52V53H34ZM35 52V53H36ZM52 52L54 53V54H52ZM60 52V53H59ZM61 52H64V53H62V54H64L63 56H65V57H63V56H61L62 54H61ZM99 52V53H98ZM169 52V53H168ZM180 52H182V53H184V54H180ZM186 52H187V54H186ZM59 55V54H61V55H59L58 57H56L57 55ZM59 53V54H58ZM154 53H156V56H155V54ZM163 53V54H162ZM165 53V54H164ZM177 53V54H176ZM180 54V56L182 57L183 55L185 56H183V58H180L182 61H180L179 60V54ZM195 53V54H194ZM261 53V54H260ZM47 54V55H46ZM103 54V56H102V58H101V55ZM152 54L154 55V57L152 56ZM158 54H160V55H158ZM189 54V55H188ZM53 55H54V57H53ZM56 55V56H55ZM145 55V56H144ZM61 56V57H60ZM152 56V57H151ZM158 56V57H157ZM196 56V57H195ZM63 57V58H62ZM81 57H83V58H81ZM97 57V58H96ZM190 57V58H189ZM195 57V58H194ZM55 58V60H56V58H57V60H58V58L60 59V60H56L57 62H55V60H53ZM61 58H62V60H61ZM65 58V59H64ZM88 58V59H87ZM157 58H158V60H157ZM188 58V59H187ZM199 58V59H198ZM103 59V60H102ZM108 59H109V61H108ZM154 59V60H153ZM189 59H191L192 60V63H191V61L189 60ZM35 60V61H34ZM66 60V61H65ZM101 60H102V62H101ZM105 60V61H104ZM155 60H157V61H155ZM187 60V61H186ZM62 61H64V62H62ZM186 61V62H185ZM188 61H190V64L189 63H187ZM60 62H62L61 64H59ZM153 62H155V63H153ZM182 62V63H181ZM64 63V65L67 67V73H69L72 77L70 78V76H68V78L69 79H71L70 81H69V79L68 78H63V72L60 70V68L62 69V64ZM66 63V64H65ZM185 63H187V64H185ZM117 64V65H116ZM153 64H155V66L153 67ZM17 65V64H16ZM55 65V66H54ZM59 65H60V67H59ZM183 65V66H182ZM187 66V67H185V66ZM200 66V67H198V66ZM14 66V65H13ZM27 66V67H26ZM198 68H197V67ZM263 67H264V65H263ZM261 68V69H263V70H261V69H259V71L258 72H254L255 74H253V75H248L247 76V80H253V79H256V77L261 73V71H264V68ZM8 68V67H7ZM154 68V69H153ZM10 69V68H9ZM16 70V69H15ZM90 70V71H91ZM189 70H187V71H189ZM201 70V71H200ZM203 70V71H202ZM148 71V72H147ZM2 72V73H1ZM61 72V73H60ZM260 72V73H259ZM191 73V74H192ZM6 74V75H5ZM61 74L63 75V76H61ZM68 74V75H69ZM136 74V75H135ZM146 74L148 75V76H146ZM25 75V76H24ZM132 75V76H131ZM137 75H139V77L137 76ZM143 76V77H142ZM145 76V77H144ZM26 77V78H25ZM136 77V78H135ZM147 77V78H146ZM33 78V79H32ZM74 78H75V80H74ZM77 78H79V77H77ZM139 78V79H138ZM135 79V80H134ZM144 79V80H143ZM149 79H151V78H149ZM61 80H63V83H62V81ZM66 80V81H65ZM143 80V81H142ZM35 81L37 82V84L35 83ZM41 81V82H40ZM65 81V82H64ZM147 81V80H146ZM35 83V84H34ZM253 84L255 83V81H253L252 82ZM26 84H27V88L26 89H30L31 88V93L30 94H28V93H26V95H24V98H22L21 99V97L23 96L22 94H25V93H23V92H25V88H24V86L26 87ZM39 84V85H38ZM53 84V85H52ZM31 85V86H30ZM45 85V86H44ZM22 86V87H21ZM34 87V88H33ZM58 87V88H57ZM61 87V88H60ZM24 88V89H23ZM33 88V89H32ZM63 88V91L62 90H59V89H62ZM21 89H23L22 91H21ZM33 90V91H32ZM263 92H264V90H262ZM260 92V93H263V92ZM37 92V93H36ZM15 94V95H14ZM16 94H17V96H16ZM20 94V95H19ZM32 94V95H31ZM61 94H63L62 95V97H64V98H62L61 97ZM264 94V93H263ZM12 95V96H11ZM13 95H14V97H13ZM22 95V96H21ZM31 95V96H30ZM35 95V96H34ZM67 97H65V96ZM18 96H20V97H18ZM25 96H27V100H26V97ZM28 96H30L29 97V100H28ZM33 97V98H32ZM263 97V96H262ZM19 98V99H18ZM7 99V100H6ZM9 99H11V100H9ZM73 99V100H72ZM14 100V101H13ZM19 100V101H18ZM31 100H32V102H33V100H34V102H33V104L34 103H36V104H34L35 106H37L36 107V109H37V111H35V113H34V111H29V109L31 108V104H32V102H31ZM68 100H66V101H64V102H67ZM72 100V101H71ZM4 101V102H3ZM27 101V102H26ZM31 102V104H30V102ZM76 101H78V103L76 102ZM151 102V104L149 103V101H148V106L147 107H145L146 109H148L147 110V112L149 111V109H151L152 110V108H153V110H154V112H153V114L151 113V110H150V112H148V114L146 113L144 116H143V118H142V116H141V120H143V122H144V118H145V122L148 120V123H150L151 125H153V126H155L154 125V123H155V121L159 124L160 122H162L161 120H162V117L163 116H168V111H167V108L166 109H160L158 106H157V104H158V102L156 101L155 102V100H150ZM3 104H2V103ZM15 104H14V103ZM17 102V103H16ZM20 102V103H19ZM60 102V103H59ZM155 102V103H154ZM12 103V104H11ZM74 105H75V103H77L76 105H75V108L77 109V108H79L80 107V101L79 100H75L74 102ZM21 104V105H20ZM30 104V105H29ZM3 105V106H2ZM6 105H7V107H6ZM46 105V106H45ZM73 105V104H72ZM151 105V106H150ZM25 107L24 109H23V107ZM30 108H29V107ZM39 106V107H38ZM79 106V107H78ZM150 106V107H149ZM154 106V107H153ZM6 107V108H5ZM29 109H28V108ZM56 107V108H55ZM152 107V108H151ZM155 107H156V109H155ZM15 108V107H14ZM44 108V109H43ZM113 107H111V109H112ZM157 108H159V109H157ZM26 109H28V112H26L27 110ZM35 109V110H36ZM54 109V110H53ZM111 109H109V110H111ZM114 109L115 108H113L112 109V111H114ZM25 110V111H24ZM39 110V111H38ZM47 110V111H46ZM152 110V111H153ZM161 110V111H160ZM165 110V111H164ZM3 111H5V112H3ZM20 111H23V112H21L22 113V115H21V113H20ZM112 111H110L109 113H112ZM157 111H159L157 114H156V112ZM3 112V113H2ZM10 112H9V116L11 117L12 115H13V113L10 115ZM30 112V113H29ZM43 112V113H42ZM7 113V112H6ZM24 113H27V114H24ZM36 113V114H37ZM46 113V114H47ZM48 113V114H49ZM119 112H116L115 114H111V115H114V116H117V119H116V121L117 120H119L120 118H121V113H119ZM150 113V114H149ZM162 113V114H161ZM165 113V114H164ZM45 114V116H51V115H46ZM156 114V115H155ZM160 114V115H159ZM164 114V115H163ZM1 115H3V116H1ZM149 117H148V116ZM151 115H154L155 117H154V119H153V116H151ZM162 115V116H161ZM4 116H5V118L6 119H3L4 120V122L6 121V125H7V127L5 128V123L3 122V120H2V117L4 118ZM33 116V115H32ZM43 116V115H42ZM119 116V117H118ZM123 116V115H122ZM146 116V117H145ZM13 117V116H12ZM17 118V119H18ZM119 118V119H118ZM151 118L152 120H149V119ZM159 118V119H158ZM147 119V120H146ZM227 119V121L228 122H230V117L229 118H226ZM158 120V121H157ZM160 120V121H159ZM10 122V125H9V122ZM115 121V120H114ZM150 121V122H149ZM31 122V121H30ZM153 122V123H152ZM110 123H112L110 126H112L113 124H114V122H110ZM185 123H186V121H183V125H181V132L182 133H180V134H178L177 135V137H180L181 139H184V134L186 135V133H187V129H186V125H185ZM128 124H129V122L128 123H126V125L124 126V128L126 129V128H131L130 126L128 127ZM5 125V126H4ZM150 125V126H151ZM20 126H22V127H20ZM127 126V127H126ZM173 127L175 126V124H173L172 125ZM192 126H194L193 124H191L190 125V128L191 129H193L192 128ZM2 127V128H1ZM4 127V128H3ZM11 127V128H10ZM237 128V126H235L234 124H231L228 128L227 127H220V130L221 131H219V133H218V138L216 139V141H215V143H216V146H218L219 147V149H220V151H219V149L217 150V152H216V155L214 154L213 156H215V158H217V156H218V158L220 159V160H215V158H214V162L215 163H219V165L216 167L217 169L218 168H220V166H226V167H229V163H230V160H231V162L233 163L234 161L232 160V156L233 155H235L233 152H237V150L241 147L240 145H242L241 143H240V145H239V143L238 142H236V140H232V144L231 143H229V145L228 144H225L224 146L222 145V147H224L223 149H222V147L220 146V144L219 143H222V139H223V137L224 138H226L225 137V135L228 137L229 135H230V137L232 136L233 137V133H231V128ZM13 128H15V129H13ZM20 128H23V129H20ZM27 128V127H26ZM151 127H149V129H150ZM152 128H155V127H152ZM172 128V127H171ZM184 128H185V133L183 132L184 131ZM6 129V130H5ZM7 129H8V132H5V131H7ZM20 129V130H19ZM148 128H147V130H143L144 131V133H143V135H138V134H140V132L141 131H138L137 130V136H138V138H137V136H136V133L135 132H132V131H136V130H133V129H130V130H132V131H130V130H127L126 129V132H127V134L123 137V139L120 141V139H117L118 140V144H119V141H120V145L123 143L122 141H124V143L122 144V145H126L125 147H122V145L120 146V145H118L117 144V140L115 141V137H116V134L115 133H113L112 131H110L109 130V132H107V134H105V137H104V147H105V150H107L108 152H107V155H108V165L106 166V167H104V169H103V172L105 171V173H107L108 175H110V176H108L107 174V176L108 177H106V175H105V177L107 178L106 180H108V182H111L112 183V180L114 181L115 179H111V178H113L114 176H112L111 174L113 173V165H111V162H112V160H113V157L114 156H116L115 154H114V149L116 150V148L117 149H120V154L121 153H123V154H121V156L119 155V157H121V159H122V161H123V164H125V163H127V166L126 165H124V166H126L127 168L125 169V171L126 170H128V171H126V172H128L129 173V170L130 171H132L131 169H133V167H134V169H133V171L134 170H138V175H133V173H131V174H129L128 175V180H127V178L125 177V176H127V174L126 173H123V174H126V175H122L121 176V182H123L122 184H119V186L120 187H118V185H116V186H114V185H110L111 186V189H110V194L107 196L109 199H110V201H111V209L113 210V211H115V209L117 208V210H119L120 208L116 205V203H115V201H116V198L117 197H120V195H121V197H123V195H124V198L126 197V196H128V197H126V199L129 201L130 200V202L131 201H133V202H131V203H133V204H137V201L138 202H141V200L144 198V203H145V201H147L148 199H149V202H150V200L152 201L150 204H151V208L153 209V211H151L149 208H147V209H149V210H147L145 207H144V203H143V200H142V203H141V207H142V204H143V207L146 209L145 210V212H144V209H143V207H142V210H143V212L141 213L142 214V220L144 219V221H147V220H149L150 218L152 219V218H154V216L155 217H157V223H158V221H160V218L162 217V215L163 214H165V212L166 213H168V220L171 222V223H173V221H175L176 219H177V222L173 225V224H171V223H169V224H171V226L170 225H167L166 223H164L166 226H169V228H167L164 224V226L165 227H161V229H158L157 231H156V237H155V243H154V245H156L157 246V243H159L158 244V246L157 247H159V245H161L159 248H162L164 251H167V250H169V249H171V255H174L175 253H176V251H177V253L174 255V256H171L170 255V252H165V253H162V252H164L162 249H160L161 250V255H164V256H161L160 255V258H159V261H157L158 262V264L160 263V261H162L163 263L164 262H166V263H169V264H171L170 262L172 261V263L173 264H177L178 262L179 263H181V262H185V260L187 259H192L193 257H192V255L194 256V253L196 254L197 253V255H198V253H199V251H204V250H207V247H206V244L208 243L209 245H213V244H215V243H217V240L218 241H221L222 240V242L223 241H225L226 242V239H228L227 241H229V240H231V236L233 235V239L235 240L236 238V241H239L240 240V238H242V239H244V238H246V237H248V236H252V239H253V242H252V244L254 245L255 244V246L257 247V241H256V239H254L255 237H253V236H256V234L258 235V232L259 231H262V232H264L263 230H262V228H260V227H257V225H258V223H255V225L253 224V222H254V219L252 218V216H250L249 214H246V213H244V208H242L243 206H242V204H240L239 205V201H241V197H240V200L238 199V201H236L237 199H236V197H235V195H237V194H239V193H237V194H232V193H234L232 190L235 188V186L234 185H232L233 184V180H238V177H239V174H236L235 173V175L237 176V177H235L234 176V173H233V175H231L232 173H230V172H228L227 173V176L229 177V175H231L230 176V178H228V183L226 184L228 187L229 186H231V188H230V190H229V188L227 189H223L224 191H223V194H222V192H221V194L220 193H218V196H216L217 194H215V196H214V194H213V196H211L210 194H209V196H208V193L206 194L207 196H208V198L209 199H211V200H213L214 198L216 199V197L217 198H220V199H222L223 198V196H224V198H225V200H224V198L222 199V200H224V201H226V202H224V204L225 203H227V205L225 204H223L222 202V200H220L219 201V203L217 202V201H215V204L214 205H211V203L209 204V203H206L207 201L209 202V201H211V200H208V198H207V196L205 195V192L208 190V188H210L211 187V185H215V184H213V183H215V181H216V185H219L218 184V182H219V179H215V180H213V182H212V184H211V182L208 184V183H205V184H207V185H209V186H207V185H203V188H201V189H199V192H198V190H195L196 191V193H194L195 191H190V190H188V188H187V182H182V181H180V182H178V181H175L176 179H178V177H179V173H180V177H179V179H183V178H186V177H189L190 175L189 174H191V172L190 171H181V170H179L178 169V167L176 166L177 165V163L179 162V160H180V156L181 155H183V156H181V157H186V155H188L187 154V152L190 154V155H188L187 156V158H185L184 157V159L185 160H182L183 158H181V160H180V162L179 163H182V162H184V164H188V163H194L195 161H197V159H195V157L193 158V156H195L196 155V153L197 152H200V149L198 148V144H196L197 145V147H194V146H196V145H192V144H195L196 142H191V145H190V143H186L185 145V147H184V145L182 146V145H180L179 143H177L176 144V148H175V150H176V152L178 151L179 152V149L181 150V154H179V153H177L176 155H175V157H174V155H170L169 154V152L167 151V149L163 146V145H161V144H158V143H156L155 141H156V139H157V137L158 136H162L163 138H165L166 139V135H164V133L162 132V130H157L156 132H155V130L154 129H152V131L151 130H149ZM183 129V130H182ZM188 129H189V127H188ZM241 129V128H240ZM239 129V130H240ZM18 131V132H16V131ZM148 130H149V132H148ZM153 130H154V132H153ZM242 131H243V129H241ZM125 131V130H124ZM128 131H129V133L131 132V134L130 135H128L129 133H128ZM146 131H147V133H146ZM5 132V133H4ZM16 132V133H15ZM21 132V133H20ZM158 132V133H157ZM4 133V134H3ZM18 133H20V134H18ZM146 133V134H145ZM162 134L163 133V135L165 136H163V135H160V134ZM184 133V134H183ZM109 134V135H108ZM112 134V135H111ZM115 134V135H114ZM120 134V133H119ZM188 134V133H187ZM228 134V135H227ZM113 135H114V137H113ZM133 135V136H132ZM147 135V136H146ZM5 136V137H4ZM126 136H127V138H126ZM136 136V137H135ZM170 136V135H169ZM18 137V138H19ZM112 137H113V139H112ZM120 137V136H119ZM121 137V138H122ZM129 137V138H128ZM132 139H131V138ZM140 137V138H139ZM143 137V138H142ZM146 137V138H145ZM177 137H175V138H172L171 136H170V138L171 139H177ZM208 137V136H207ZM231 137V138H232ZM235 137V136H234ZM133 138H135V141L137 142V140L139 141V140H141V142L139 143V142H137L139 145H136V142L135 143H133V141H134V139ZM145 138V139H144ZM222 138V139H221ZM236 138V137H235ZM113 141H112V140ZM125 139H126V141H125ZM130 139V140H129ZM137 139V140H136ZM169 139V137L167 136V140ZM237 139V138H236ZM1 140H3V141H1ZM143 140V141H142ZM186 140V139H185ZM129 141V142H128ZM234 141H235V143L237 144V145H239L238 147H237V145L236 144H234ZM132 143V146H131V143ZM42 142H40L39 144H41ZM127 143H128V145H127ZM129 143H130V145H129ZM149 143H152V145H154V147H153V150H149L148 149V144ZM185 142H183V144H184ZM243 143H244V141H243ZM39 144L38 143H34L33 145H28L27 146V151H25V153L23 152V153H21L20 155H18V157L15 159V158H13V153L14 152H12L11 154L10 153H5V151L3 152V150L2 151H0V154L2 153V155H0L1 157V159H0V171H5V170H1V167H2V169H4V168H6V167H9V170H11V173H14V175L16 176L15 177V181L13 180H2L1 178H0V181H3V182H0V200L1 201H3L2 203H0V216L2 215L1 213H5L6 214V216H4V217H6V219L8 218V217H10V222H8V220H6L5 218H0V226H1V228H2V230H3V232H2V234H4V235H11L13 232H15V233H13L12 235H11V238H9V239H7L5 242H2V241H0V264H3L4 263V261H5V263L6 264H17L18 262L20 263V264H46V263H48V262H45V261H43L42 259H40L39 257H37V256H32V257H29V256H27L26 255V251H27V248L30 246L31 248H32V246H33V243L34 242H36V243H34V244H37L39 241H41V240H43L44 238V240H48L49 238V250L50 249H53L54 248V246H55V250L58 248H61V249H57L59 252H66L65 250L71 245V243H76L77 245L78 244H80V243H82V242H87V243H89L90 241H91V243L92 244H90V245H97V244H102V245H104V246H106V248H108V249H110V251H109V255H110V257L112 258V260L110 259V257L107 259V260H103V263H105V264H109L108 263V261L110 262V261H116V259H120V257L119 256H122L121 254H119V250L121 249H119V248H117L116 249V246H120V244H121V242L123 243V241H121V239H120V233H122V231L124 230H126L125 232L127 233V230H128V233L127 234H129L128 235V238H127V234L123 231V233H124V236L126 237L125 239H124V244H126V245H128V247H129V249H131L130 247H131V245L133 246V247H137V244L135 243V241H134V243H132L133 242V240L131 239L132 238V235H130V234H132L131 233V231H129V227L127 226V225H124V224H122L121 226L120 225H117V226H105L106 227V229H102V230H100V231H96V233H76V234H72L71 236H69L67 233H66V231L63 233H61L60 231V229H58V231H59V233H61V234H59L58 233V231L57 232H54V231H52L53 229H55L54 227H56L57 225L55 224V222H53V221H51V222H49V223H47L45 226H42V227H37V224L35 223V221L33 220V215H36V213H37V211H39V205L41 204V203H44V202H47V201H49V202H51V201H54V200H52V199H55V196H56V192H54L53 191V189L52 188H47V189H45V190H43V189H38V190H35V189H37V186L41 183V181H39L38 179H40L38 176L40 175V171H42L43 172V170L45 169V166L50 162L51 163V161L53 162V158L52 157H50L49 159H48V157L51 155L52 156V154L53 153H51L50 152V150H53V149H51V148H53L52 147V145H50V143H46V142H44L43 144H41V146H39ZM114 144V145H113ZM115 144H117L118 146L117 147H115L114 148V146H116ZM136 145L135 147H134V145ZM188 144V145H187ZM223 144V143H222ZM35 145V146H34ZM47 145H49V146H47ZM1 146H0V148H1ZM33 146V150L31 149V147ZM37 146H38V148L39 149H37ZM113 146V147H112ZM129 146H131L132 147V153H131V151L130 150H128L129 149ZM180 146H182V149H183V152H184V150L185 149H190L189 151L188 150H186L187 152H186V155H184L185 154V152L183 153L182 152V149L181 148H179ZM234 146H235V149H234ZM3 147V146H2ZM131 147H130V149H131ZM137 147V148H136ZM199 147H200V145H199ZM238 149H237V148ZM31 149V152L29 151L30 149ZM36 148V149H35ZM42 148V149H41ZM43 148H44V150H43ZM46 148V149H45ZM50 148V149H49ZM108 148V149H107ZM113 148V149H112ZM135 148V149H134ZM179 148V149H178ZM193 148H198L197 150L195 149V150H192ZM35 149V150H34ZM41 149V150H40ZM47 149H49L48 151H47ZM111 151H110V150ZM133 149H134V151H133ZM234 149V150H233ZM1 150V149H0ZM125 150V151H124ZM233 150V151H232ZM33 151H34V154H33ZM41 151V152H40ZM43 151V152H42ZM46 151V152H45ZM113 151V154H114V156H113V154L111 153ZM117 151V150H116ZM190 151H192V152H190ZM37 152H39V153H37ZM45 152V153H44ZM51 154H50V153ZM125 152V153H124ZM127 152V153H126ZM134 152V153H133ZM196 152V153H195ZM3 153H5V154H3ZM28 153H30V154H28ZM47 153V154H46ZM110 153V154H109ZM165 153H167L168 155V157L167 156H165V159H164V157H163V155L162 154H165ZM7 154H9V156L7 155ZM37 154H39L40 155V157L37 155ZM131 154H133L132 155V157L130 156ZM150 154H152V155H154L155 157H156V155H158V157H156V158H160L159 156H162L161 157V162L160 161H158V162H152V161H150L149 160V155ZM161 154V155H160ZM180 156H179V155ZM197 154H199V153H197ZM217 154H219V155H217ZM3 155H5L4 157H2ZM35 155H37L35 158H34V156ZM42 155H43V157H42ZM44 155H47L46 157L47 158H45L46 159V162L47 161H49V162H45V160L43 159L45 156ZM109 155H112V157L111 156H109ZM123 155V156H122ZM178 155V156H177ZM232 155V156H231ZM125 156H128L127 158H130V159H125ZM192 158V161H191V158ZM230 156L232 157V158H230ZM111 157V158H110ZM172 159H171V158ZM174 157V158H173ZM220 157H222V158H220ZM2 158H4L3 160H2ZM12 158V159H11ZM131 158H133V159H131ZM176 158V159H175ZM179 158V159H178ZM189 158H190V160H189ZM48 159V160H47ZM112 159V160H111ZM164 159V160H163ZM167 159H170L169 161L167 160ZM189 160V162H188V160ZM44 160V161H43ZM131 160V161H130ZM134 160V161H133ZM136 160V161H135ZM146 160H148L147 162H146ZM178 160V162H176ZM194 160V161H193ZM32 161V162H31ZM165 161V162H164ZM185 161H187V162H185ZM222 163H220V162ZM228 161V162H227ZM245 161V162H244ZM110 162V163H109ZM129 162V163H128ZM131 162V163H130ZM149 162V163H148ZM169 162V163H168ZM243 162L244 163H241L240 165L242 166V167H244L245 166V164H246V166L248 165V162H246V160L245 159H243ZM43 163H45V164H43ZM48 164V165H52V163L51 164ZM133 163V165H131ZM135 163H138L137 165L135 164ZM141 163V164H140ZM144 163H146V164H144ZM261 163H263V162H261ZM128 164H129V166H128ZM151 164V168H150V166L149 165ZM164 164L166 165V166H164ZM168 164V165H167ZM183 164V163H182ZM227 164H228V166H227ZM9 165V166H8ZM36 165H38V167L36 166ZM45 165V166H44ZM110 165V166H109ZM141 165V167L140 168H138L139 166ZM143 165H146L145 167L143 166ZM6 166V167H5ZM112 166V167H111ZM138 166V167H137ZM162 166V167H161ZM163 166H164V168H163ZM168 166V168H165V167H167ZM41 167V168H40ZM109 167H111V168H109ZM129 167H131V168H129ZM158 167H160V168H158ZM225 167V168H226ZM108 168V169H107ZM136 168H138V169H136ZM169 168H170V170H169ZM33 169V170H32ZM42 169V170H41ZM143 169V170H142ZM145 169V170H144ZM156 169H157V171H158V173H157V171H156ZM159 169V170H158ZM163 169H164V171H163ZM107 170V171H106ZM111 172H110V171ZM149 170V171H148ZM109 171V172H108ZM146 171H147V173H146ZM156 171V172H155ZM160 171H161V173H162V175H160ZM163 171V172H162ZM165 171H168V172H165ZM169 171H170V173L172 174H170L169 173ZM172 171L174 172V171H176L174 174L172 173ZM135 172V171H134ZM140 172H142V173H140ZM149 174V177L151 176V175H154V173L155 174H159L158 176H159V178L160 179H158L159 181H158V184L155 186V188H152V184H151V182H147V180H145L146 178H148L149 179V177H148V175L146 176V174ZM5 173V172H4ZM16 173V174H15ZM36 173V174H35ZM109 173H111V174H109ZM168 173V178L167 179H165V181L163 182V176L165 177V174H167ZM178 173V174H177ZM39 174V175H38ZM5 175V174H4ZM133 177H132V176ZM157 175H155L157 178H158V176ZM178 175V176H177ZM37 176V177H36ZM112 176V177H111ZM129 176H131L132 178H130ZM138 176V177H137ZM146 176V177H145ZM162 178H161V177ZM234 176V177H233ZM111 177V178H110ZM125 177V179H123ZM142 177V178H141ZM170 177V178H169ZM172 177V178H171ZM216 177V176H215ZM214 177V178H215ZM136 178V179H135ZM173 178H174V180H173ZM214 178H212V179H214ZM231 178H233V180L231 179ZM235 178V179H234ZM123 179V180H122ZM161 179H163V180H161ZM33 180V181H32ZM38 180V181H37ZM110 180V181H109ZM190 180V179H189ZM217 180H218V182H217ZM236 180V181H237ZM242 181L243 183L242 184H244V188L247 186H249L247 189H251V188H253V189H255V186L250 182V180H248V179H246V180H242V178H239V180L238 181ZM9 181H12V182H9ZM162 181V182H161ZM168 182V184L169 185H167L168 186V189H167V186H163L162 184H166V183ZM232 182V183H231ZM111 183H109V184H111ZM114 183V182H113ZM112 183V184H113ZM149 183V184H148ZM220 183V182H219ZM241 183V182H240ZM145 184V185H144ZM161 184V185H160ZM231 184V185H230ZM241 184V185H242ZM249 184V185H248ZM250 184H252L253 185V187H252V185H250ZM11 187H10V186ZM147 186V187H146ZM158 186H159V188H158ZM176 186V187H175ZM226 186V187H227ZM243 186V185H242ZM251 186V187H250ZM118 187V188H117ZM144 187V188H143ZM146 187V188H145ZM161 187V188H160ZM162 187H164V188H162ZM165 187H166V190H165ZM178 187V188H177ZM208 187V188H207ZM123 188V189H122ZM138 188V190H136ZM176 190H174V189ZM181 188V189H180ZM206 188V189H205ZM114 191H113V190ZM120 189H122V190H120ZM125 189V190H124ZM149 189V190H148ZM152 189V190H151ZM160 189V190H159ZM172 189H173V191H175V192H177L178 191V189H180L176 194H180V196H179V194L177 195V197H175L174 196V194H175V192H173L172 191ZM143 190V191H142ZM151 190V191H150ZM162 190H163V192L165 193V194H167L168 196H165L164 194H163V192H162ZM168 190V191H167ZM182 190V191H181ZM229 192H228V191ZM118 193H117V192ZM129 191V192H128ZM131 191H133L131 194H130V192ZM181 191V192H180ZM201 191H203L204 193H202ZM235 191V190H234ZM236 191H237V188H236ZM114 192V194H112ZM116 192V193H115ZM136 192V194H134ZM141 194H140V193ZM142 192H144V193H142ZM149 192V193H148ZM160 193V195H159V193ZM170 192H173L172 194H173V196L176 198V199H174V201H172L173 200V198L174 197H172V195H171V193ZM190 192H192V193H190ZM225 192V193H224ZM227 192V193H226ZM9 193V195H7ZM127 193H129V194H127ZM138 193H139V195H138ZM158 193V194H157ZM162 193V194H161ZM170 193V194H169ZM183 193V194H182ZM184 193H185V195H184ZM189 193V194H188ZM199 193V194H198ZM229 193H230V195H229ZM236 193V192H235ZM7 196H5V195ZM28 194V195H27ZM38 194V195H37ZM142 194H144V195H142ZM150 195V198H149V196L148 195ZM153 194H155L154 196H153ZM190 194L194 197L192 200L193 201H191V198H192V196H191V198H190ZM201 194H204V196H202ZM226 194V195H225ZM26 195V196H25ZM55 195V196H54ZM112 195H113V197H112ZM129 195L131 196V197H129ZM143 197H142V196ZM153 197H152V196ZM159 196V198H158V196ZM188 195V196H187ZM11 198H10V197ZM13 196V197H12ZM110 196V197H109ZM139 196L141 199H139V197L137 198V197ZM146 196H147V198H146ZM181 196H183L182 197V199L183 200H185V202L184 201H182V199H181ZM115 197V198H114ZM133 197V198H132ZM135 197H136V199H135ZM180 197V198H179ZM185 197H186V199H185ZM204 197V198H203ZM205 197H206V199H205ZM211 197H213V199L211 198ZM222 197V198H221ZM231 197V198H230ZM235 197V198H234ZM238 197V198H239ZM5 198H7V199H5ZM34 198V199H33ZM50 198V199H49ZM115 200H114V199ZM158 198V199H157ZM170 198V199H169ZM187 198H189L188 200H187ZM200 200H199V199ZM203 198V199H202ZM230 199V201H231V199H232V201L234 200V199H236V200H234L233 202H237V204H236V202L235 203H232V201L230 202L231 203V205H233V208H232V206L230 205V203L228 204V201L227 200H229ZM19 199V200H18ZM138 199V200H137ZM146 199V200H145ZM156 199H157V202H158V204H157V202H156ZM161 199V200H160ZM165 199V200H164ZM172 199V200H171ZM181 199V200H180ZM195 199V200H194ZM198 199V200H197ZM4 200H6V201H4ZM33 200V201H32ZM45 200V201H44ZM135 200V201H134ZM161 202V201H163V203H164V205L168 202V200H170V201H172L173 203H177L178 205H182L183 203H185V205L186 206H183V207H186V209L185 208H182V206H179L178 207V205L175 203V204H173V206L177 209V210H179L178 212H179V214H178V212H177V210L176 209H174L173 210V206L171 205L172 204V202L171 203H168V204H166L165 206L167 207V208H169L168 210L169 211H167L165 208H164V206L162 207L164 210H162L161 209V205L159 204V201ZM176 200V201H175ZM187 200V201H186ZM203 200V201H202ZM28 201V202H27ZM169 201V202H170ZM181 201V202H180ZM190 202L189 204L187 203V202ZM195 201H197L196 202V204H193V203H195ZM201 203H200V202ZM205 201V202H204ZM5 202H9V203H5ZM136 202V203H135ZM154 202V203H153ZM156 202V203H155ZM191 202H193V203H191ZM239 202V203H238ZM113 203H114V205H113ZM153 203V204H152ZM188 205H187V204ZM198 203H200L199 205H198ZM214 203V202H213ZM218 205H217V204ZM221 203V204H220ZM1 204H3V205H1ZM6 204V205H5ZM9 204V205H8ZM53 204V203H52ZM140 204V203H139ZM155 204V205H154ZM157 204V205H156ZM192 205V208L190 209V207L187 209V207L189 206V205ZM205 204H207L208 206V208H206V206H205ZM220 204V205H219ZM234 204H236V205H234ZM160 205V206H159ZM172 206V208H171V206ZM177 205V206H176ZM193 205L195 206L196 205V207H193ZM205 207H204V206ZM231 206V208L232 209H234V211H232V209L230 208V206ZM117 206V207H116ZM133 206V205H132ZM140 206V205H139ZM169 206V207H168ZM201 206H203L202 208H201ZM220 206H225V207H223L224 208V210H223V208L222 207H220ZM227 206L229 207V209L227 208ZM236 206V207H235ZM239 206L242 208V210L240 209L239 210ZM10 207V208H9ZM211 207H213V208H211ZM132 208H134V206L132 207ZM171 208V209H170ZM181 208V209H180ZM195 210H194V209ZM196 208L199 210L198 212H194V211H197L196 210ZM208 209V212H205V211H207L206 209ZM210 208V209H209ZM4 209V211H2ZM34 209V210H33ZM155 209V210H154ZM193 209V210H192ZM204 209H205V211H204ZM237 211H236V210ZM13 210V211H12ZM141 209H140V211L138 212V213H140L141 211H142ZM166 210V211H165ZM175 210H176V212H175ZM185 210H189V211H185ZM201 210H203L204 212H202ZM238 210H239V212H238ZM7 211V212H6ZM18 211H20V212H18ZM133 211V213H134V211H135V208L132 210ZM136 211H137V209H136ZM136 211H135V215H131L130 216V220L131 221H135L136 219H137V216H136ZM147 211H150L149 213L147 212ZM164 211V212H163ZM201 211V212H200ZM154 212V213H153ZM192 214H191V213ZM194 212V213H193ZM200 212V213H199ZM239 213L238 215H236L237 213ZM7 213H9V215L7 214ZM23 215H22V214ZM27 213H28V215H27ZM158 213V214H157ZM199 213V214H198ZM204 213V214H203ZM233 213H236V214H233ZM25 214H26V216H25ZM149 214V215H148ZM154 214V215H153ZM184 214V215H183ZM233 214V215H232ZM30 215V216H29ZM191 215H194V216H191ZM197 215V216H196ZM199 215V216H198ZM236 215V217H234ZM18 216V217H17ZM20 216V217H19ZM23 216V217H22ZM150 216V217H149ZM179 216V217H178ZM238 216H240V218L238 217ZM12 217H14L13 219H12ZM31 217H32V219H31ZM149 217V218H148ZM176 217H178V218H176ZM197 218V219H196ZM242 218H244V220L242 219ZM3 219V221H1ZM13 221H12V220ZM21 221H20V220ZM27 219H29V221L27 220ZM151 219H150V221H151ZM237 219V220H236ZM238 219H239V221H238ZM241 219H242V221H241ZM250 219V220H249ZM203 220H205V221H208L211 225H204V221ZM245 220H249V221H245ZM12 221V222H11ZM19 221V222H18ZM24 221V222H23ZM32 221V222H31ZM5 222V223H4ZM6 222H8V223H6ZM29 222V223H28ZM31 222V223H30ZM34 222V223H33ZM184 222V223H183ZM204 222V223H203ZM245 222V223H244ZM247 222V223H246ZM18 223V224H17ZM6 224V226H4ZM29 224V225H28ZM54 224V225H53ZM184 224V225H183ZM56 225V226H55ZM231 225H233V226H231ZM235 225V226H234ZM253 225V226H252ZM3 226V227H2ZM34 226H35V228H34ZM123 226H125V227H123ZM229 226V227H228ZM231 226V227H230ZM259 226V225H258ZM4 227L6 228L5 230L7 231H5L4 230ZM20 227V228H19ZM22 227V228H21ZM27 227V228H26ZM29 227L30 228H32V230L31 229H29ZM111 227V228H110ZM114 227V228H113ZM122 229H120V228ZM171 227V228H170ZM233 227V228H232ZM40 228V229H39ZM116 228V229H115ZM119 228V230H117ZM123 228H125V229H123ZM128 228V229H127ZM135 227H133V229H134ZM237 229V230H235V229ZM22 230V231H19V230ZM24 229V230H23ZM27 229H28V231H27ZM38 229V230H37ZM135 229H137V228H135ZM135 229H134V231H135ZM162 229L164 230V231H166V232H162ZM167 229H170V230H168L169 232H167ZM173 229V230H172ZM224 229H225V231L227 232L228 231V229L230 230V229H234V232L236 231V233H234L233 232V230L231 231H228L229 232V234H230V232H231V235H226L227 236V238H226V236H224L225 234V232L224 233H222L223 231H224ZM227 229V230H226ZM238 229H242L241 231H239ZM244 229V230H243ZM256 229V230H255ZM261 229V230H260ZM18 230V231H17ZM26 230V231H25ZM116 230H117V232H116ZM138 230V229H137ZM136 230V231H137ZM202 230V231H201ZM208 230V233H209V231H210V233L206 236V231ZM253 230V231H252ZM23 231H25V233L23 232ZM31 231V232H30ZM220 231H221V233H220ZM238 231H239V233H238ZM10 232V233H9ZM12 232V233H11ZM16 232H17V235H16ZM19 232V233H18ZM29 232V233H28ZM130 232V233H129ZM158 232H160V233H158ZM163 233V235H161L162 233ZM234 234H233V233ZM251 232V233H250ZM254 232H257V233H255L254 234ZM5 233H8V234H5ZM24 233V234H23ZM58 233V234H57ZM122 233V234H123ZM136 233V232H135ZM167 233H169V234H173L172 236H174L173 237V239L171 238L172 236H167L166 234ZM179 233H180V235H179ZM216 233V234H215ZM246 233H247V236H246ZM248 233H249V235H248ZM23 234V235H22ZM32 234V235H31ZM53 236H52V235ZM87 234V235H86ZM118 234H120V235H118ZM137 234V233H136ZM159 234H160V236H159ZM186 234H188V236L191 238L192 236H195V237H192V239H189V238H187V236H186ZM190 234V235H189ZM222 236V237H220V238H218L220 235ZM228 234V233H227ZM241 234V235H240ZM253 234V235H252ZM34 235V236H33ZM49 235V236H48ZM51 235V236H50ZM62 235V236H61ZM85 235H86V237H85ZM92 235V236H91ZM114 235V236H113ZM165 235H166V238L168 237V238H170V239H166V241H167V243H166V241H165V244H164V240H165ZM178 235V237L179 236H181V237H179V238H181V239H179V240H177V238H175L176 236ZM186 236V238H187V240H186V243H187V241H189V240H191L190 242L192 243H185V236ZM196 235H198V236H196ZM201 235V236H200ZM202 235H203V237H202ZM205 235V236H204ZM216 236V238L214 239V237ZM238 235V236H237ZM20 236V237H19ZM59 236H60V239L62 240V238H64L65 239V241H64V239H63V244H59L60 243V241L59 240H57V239H59ZM88 236V237H87ZM90 236V237H89ZM94 236V237H93ZM106 236V237H105ZM107 236H109V237H107ZM112 238H111V237ZM119 236V237H118ZM130 236V237H129ZM163 236V237H162ZM182 236L184 237V238H182ZM214 236V237H213ZM241 236V237H240ZM244 236V237H243ZM81 237V238H80ZM93 237V238H92ZM104 237V239L102 240L101 238H103ZM118 237V238H117ZM202 238V239H197V238ZM211 237V238H210ZM213 237V238H212ZM225 237V239L223 240V238ZM230 239H229V238ZM42 238V239H41ZM57 238V239H56ZM69 238V239H68ZM95 238H96V240H95ZM99 238V239H98ZM112 240H111V239ZM134 238H136L135 236L133 237V239ZM158 238V239H157ZM159 238L161 239V240H163V238H164V240L163 241H161V240H159ZM175 238V239H174ZM1 239V238H0ZM25 239V240H24ZM107 239V240H106ZM119 239V240H118ZM128 241H127V240ZM147 238H145L144 240H146ZM184 239V240H183ZM207 239V240H206ZM209 239H210V241H209ZM217 239V240H216ZM220 239V240H219ZM231 240V241H229V243L232 245V244H234V245H236L235 243H236V241H235V243H234V240ZM239 239V240H238ZM241 239V240H242ZM27 240V241H26ZM84 240V241H83ZM97 240H102V243H101V241H99V243H97ZM114 240L116 241V244L117 245H115L114 246ZM117 240H118V243H120V244H118L117 243ZM126 240V241H125ZM134 240H136V239H134ZM144 240H143V242H144ZM159 240V241H158ZM168 240L170 241L171 240V243H172V245L170 246L169 245V243H168ZM174 240V241H173ZM177 240V243H175V241ZM182 240V241H181ZM201 240V241H200ZM206 241V243H205V246L203 245L204 243H203V241ZM215 240V241H214ZM240 240V241H241ZM255 240V241H254ZM257 240H258V238H257ZM54 241H55V243H54ZM71 241V242H70ZM94 241H96V243H94ZM103 241H104V244H103ZM105 241H106V243H109V241H110V243L112 244H110L109 243V245L108 244H106L105 243ZM178 241H179V243H178ZM240 241H239V243H240ZM2 243V244H1ZM57 243V244H56ZM161 243V244H160ZM185 245H184V244ZM197 243V244H196ZM213 243V244H212ZM239 243H237V244H239ZM55 244V245H54ZM145 245H146V247H148V243H147V240L145 241V243H144ZM143 244V245H144ZM148 244V245H147ZM162 244H164L165 246H162ZM168 246H167V245ZM175 246H174V245ZM181 244V245H180ZM196 244V245H195ZM198 244L200 245V246H198ZM208 244H207V246H208ZM240 244H242V243H240ZM25 245V246H24ZM52 245H54L52 248H51V246ZM58 245H60V246H58ZM62 245H64V246H62ZM81 245V244H80ZM179 245V246H178ZM202 245V246H201ZM5 248H4V247ZM26 246H27V248H26ZM111 246H112V248H111ZM118 246V247H119ZM170 246V247H169ZM173 246V247H172ZM191 246H193L192 248H191ZM204 246V247H203ZM211 246H209V247H211ZM233 246V245H232ZM254 246V247H255ZM6 247H7V250H6ZM63 247V248H62ZM128 247H123L124 248V250L125 249H127L129 252H130V254H132V253H134L135 251V249L136 248H133L132 247V251L131 250H129L128 249ZM164 247V248H163ZM169 247V248H168ZM172 247V248H171ZM176 247V248H175ZM180 247V249H183V250H181L180 251V249H178L177 250V248H179ZM185 247V248H184ZM188 247V248H187ZM208 247V248H209ZM3 248V249H2ZM175 248V249H174ZM195 248H199L198 250L197 249H195ZM204 248V249H203ZM206 248V249H205ZM2 249V250H1ZM22 249V250H21ZM30 249V248H29ZM148 249H150V247H148ZM167 249V250H166ZM188 249V250H187ZM189 249H190V251L191 250H196V252H194V250L193 251H191V252H184V250L186 251H189ZM25 250V251H24ZM123 249H121L120 251V253H122L123 251H122ZM176 250V251H175ZM209 250V249H208ZM207 250V251H208ZM6 251V252H5ZM114 251V252H113ZM179 251L181 252V255L179 254ZM183 251V252H182ZM198 251V252H197ZM21 252V253H20ZM23 252H25V255H23L24 253ZM112 252V253H111ZM149 252H151V250H148L147 251V253H145L144 255H149L150 253ZM23 253V254H22ZM152 253V252H151ZM189 253H193V254H190V256H189ZM68 254V253H67ZM66 254V255H67ZM178 254H179V256H178ZM185 254V255H184ZM188 254V255H187ZM3 255V256H2ZM68 255H70V254H68ZM113 255V256H112ZM168 255H170V256H168ZM185 257H184V256ZM116 256V257H115ZM10 257V258H9ZM13 257V258H12ZM118 257V258H117ZM164 257H165V260H164ZM179 257V258H178ZM182 258V260H179V259H181ZM187 257V258H186ZM190 257V258H189ZM255 257V256H254ZM20 258H22L23 259V261H22V259H20ZM114 258V259H113ZM122 258V257H121ZM176 258H178V259H176ZM184 258H185V260H184ZM7 259H9V260H7ZM13 259V260H12ZM126 259H128V258H126ZM161 259V260H160ZM163 259V260H162ZM170 261H168V260ZM175 259L177 260V262L175 263ZM190 259V260H191ZM263 260H264V258H262ZM12 260V261H11ZM19 260V261H18ZM128 260H130V259H128ZM179 260V261H178ZM21 261V262H20ZM25 261V262H24ZM40 261V262H39ZM2 262V263H1ZM23 262V263H22ZM121 262H123V261H121ZM183 262V264H185ZM4 263V264H5ZM18 263V264H19ZM262 263H264V261H262ZM68 264H73V263H68ZM74 264H76V263H74ZM122 264H124V263H122Z\"/></svg>", "mask_w": 264, "mask_h": 264}, {"label": "flooded vegetation", "instance_id": "3", "mask_svg": "<svg viewBox=\"0 0 264 264\" xmlns=\"http://www.w3.org/2000/svg\"><path fill=\"white\" fill-rule=\"evenodd\" d=\"M187 154H189V153H187ZM167 178L168 177H163L164 180ZM159 240H160V238H159ZM83 244H84V246H83ZM87 244L89 245V243H87V242H82V245H77L74 242L68 247L69 249L73 248L75 250H78V255H77L78 257L76 256V258H77L76 264H83L82 261L89 262V264H105V263H103V259H104V257H102L103 253L97 249L100 246V244H97L98 247H97V245H95L93 247H91V246L88 247ZM214 246H216V245H214Z\"/></svg>", "mask_w": 264, "mask_h": 264}]
</instances>
